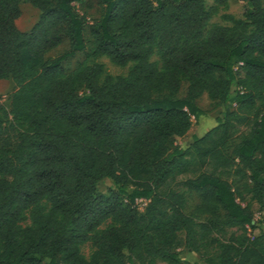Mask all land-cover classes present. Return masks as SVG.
Returning a JSON list of instances; mask_svg holds the SVG:
<instances>
[{"label": "trees", "instance_id": "trees-1", "mask_svg": "<svg viewBox=\"0 0 264 264\" xmlns=\"http://www.w3.org/2000/svg\"><path fill=\"white\" fill-rule=\"evenodd\" d=\"M212 1L100 0L88 24L82 0H0V79L16 85L0 101V264H264V0L229 26L210 24L228 0ZM21 2L40 11L29 31ZM203 94L221 116L174 144Z\"/></svg>", "mask_w": 264, "mask_h": 264}, {"label": "rangeland", "instance_id": "rangeland-1", "mask_svg": "<svg viewBox=\"0 0 264 264\" xmlns=\"http://www.w3.org/2000/svg\"><path fill=\"white\" fill-rule=\"evenodd\" d=\"M206 4L208 6L213 4L212 0H206ZM246 6L245 0H228L226 5H221L217 7L216 13L210 19V24H219L229 26L231 23L226 18V16L231 15L235 18H242L244 7ZM76 10L85 16L90 24L94 19L100 17L103 12V5L100 0H82L81 3H75ZM20 15L15 20L16 27L21 31H29L33 24L38 20L40 11L32 6L28 2H21L19 4ZM85 37L89 38L88 27L85 31ZM68 48V39L66 36L63 37L62 43L56 48L52 49L47 53V56H56L57 54L65 51ZM84 56L77 54L73 57L66 59L63 62V66L66 70L72 69L76 66L78 62L83 60ZM106 66L107 71L110 74L118 75V74H126L128 67H120L113 63H111L106 57H102L100 59ZM152 60L158 61V57L154 55ZM16 89L15 83L7 78L0 79V101L3 105L9 109L10 108V98L12 92ZM187 94V83L185 81L182 82L180 91L178 93L179 96H185ZM197 105L203 109L204 114L201 115L198 119H192V125L189 131L182 137H176L174 139V144L179 145L181 147H186L192 140L193 136H200L205 131L210 129L212 126L216 124V120L221 116L223 112V107L214 106L213 102L208 98L206 94H203L196 100ZM112 181L108 178H104L98 182V189L100 191H105L107 188L112 187ZM199 197L198 195H194L191 201L186 205L185 212L192 213L194 207L198 204ZM138 206L142 208L143 204L139 201ZM253 214L256 221L259 218V212L256 209V206H253ZM259 230H264V223H261L258 228L253 231V234H257ZM82 253L88 257L92 246L91 244L85 243L82 246ZM183 258H189L192 261H199L201 264H205L199 255L196 253H188L186 250L182 251Z\"/></svg>", "mask_w": 264, "mask_h": 264}, {"label": "built area", "instance_id": "built-area-1", "mask_svg": "<svg viewBox=\"0 0 264 264\" xmlns=\"http://www.w3.org/2000/svg\"><path fill=\"white\" fill-rule=\"evenodd\" d=\"M139 201H140L142 204H144V203H145V201H144V200H142V199H139V200H137V203H138ZM255 221H256V219L254 218L252 223H254Z\"/></svg>", "mask_w": 264, "mask_h": 264}]
</instances>
